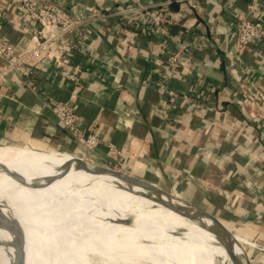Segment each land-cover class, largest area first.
<instances>
[{
  "label": "crops",
  "instance_id": "crops-1",
  "mask_svg": "<svg viewBox=\"0 0 264 264\" xmlns=\"http://www.w3.org/2000/svg\"><path fill=\"white\" fill-rule=\"evenodd\" d=\"M46 1L62 4L74 18L102 17L79 27L88 36L71 54L82 69L80 84L61 78L47 58L31 59L29 68L0 79V149L72 159L54 152L61 151L92 163L119 164L172 193V200L214 232L191 222L197 244L209 241L227 264H245L237 242L230 245L204 209L237 237L251 264H264L259 248L264 247V135L254 111L242 108L239 92L245 79L264 92V45H250L239 55L231 47L245 0H191L192 5L175 0L178 20L167 38L149 31L141 13L144 6L170 0ZM260 9L264 23V0ZM19 14L17 0H0V32L17 51L31 45L28 32L16 24ZM178 48L175 74L162 79L168 50ZM165 82L194 100L182 103L178 97L180 105L170 109ZM45 94L74 104L79 127L101 138L94 150L84 149L62 128L44 105ZM227 246L236 263L226 254Z\"/></svg>",
  "mask_w": 264,
  "mask_h": 264
},
{
  "label": "bare ground",
  "instance_id": "bare-ground-1",
  "mask_svg": "<svg viewBox=\"0 0 264 264\" xmlns=\"http://www.w3.org/2000/svg\"><path fill=\"white\" fill-rule=\"evenodd\" d=\"M191 222L214 234L162 193L0 149V264H91L90 253L102 264H227L214 244L196 243Z\"/></svg>",
  "mask_w": 264,
  "mask_h": 264
},
{
  "label": "built area",
  "instance_id": "built-area-1",
  "mask_svg": "<svg viewBox=\"0 0 264 264\" xmlns=\"http://www.w3.org/2000/svg\"><path fill=\"white\" fill-rule=\"evenodd\" d=\"M192 5L191 0H185ZM261 0H245V12L238 15L234 24L232 50L240 54L250 45H264V23L260 9ZM169 1L144 6L141 18L148 26V30L156 32L167 38L170 36V27L178 20L175 12L168 10ZM20 14L16 24L28 32L31 45L24 50L17 51L13 43L0 32V79L5 75L15 72L20 68H29L31 59L38 61L47 58L54 71L63 79L74 84H80L82 69L72 61L73 47L86 39L87 33L80 30L82 23L101 18L88 16L74 18L62 4L46 0H17ZM124 8L122 11H131ZM181 49L168 50L165 57V72L161 78L175 74L181 57ZM164 92L170 109L174 110L181 102H191L193 95L183 94L179 96L164 83ZM240 100L242 108L249 106L255 115L257 126L264 135V111L260 105H264V92L256 90L254 81L245 79L240 87ZM44 105L54 115L62 128L77 140L86 150H94L101 141L98 134L83 132L78 125V117L75 106L71 102H63L52 99L47 94L43 96ZM119 166V164H117ZM247 245H255L253 242L244 241ZM259 247V246H257ZM264 249V247H259Z\"/></svg>",
  "mask_w": 264,
  "mask_h": 264
},
{
  "label": "water",
  "instance_id": "water-1",
  "mask_svg": "<svg viewBox=\"0 0 264 264\" xmlns=\"http://www.w3.org/2000/svg\"><path fill=\"white\" fill-rule=\"evenodd\" d=\"M168 8L171 12H176L178 11L179 8V4L178 2H176L175 0H170L169 4H168ZM57 153H61V154H67L69 156L72 157V159L69 160V163L76 166V167H82L83 169L86 170H95L99 173H103V174H109L112 175L116 178L122 179L126 182L138 185L140 187L146 188V189H150L153 190L155 192H159L162 193L164 195L167 196H172L170 192L165 191L163 189H161L160 187H158L156 184L149 182L141 177L132 175L130 173H127L123 170L117 169V168H113L111 167L105 160H99L98 162L92 163V162H88L86 160H84L81 156L75 155V154H71V153H66V152H61V151H54ZM180 200H182V202L190 207H193L195 209L201 210L202 208L194 205L190 202H187L185 200H183L182 198L178 197ZM170 205V204H168ZM171 206V205H170ZM202 213L204 215H206V217H208L209 219H211L221 230V232L223 233V235L226 237V239L228 240V242L231 245L232 241H236L237 244L239 246H241L243 248V257L245 259V264H251L250 259L246 253V251L244 250V247L242 245V243H240L237 240V237L218 219L216 218L213 214L207 212L206 210L202 209L201 210ZM229 245V246H230ZM228 246V253L230 254L232 261L236 262V258L235 256L232 254L230 247ZM14 264H21L20 260L15 262Z\"/></svg>",
  "mask_w": 264,
  "mask_h": 264
},
{
  "label": "rangeland",
  "instance_id": "rangeland-1",
  "mask_svg": "<svg viewBox=\"0 0 264 264\" xmlns=\"http://www.w3.org/2000/svg\"><path fill=\"white\" fill-rule=\"evenodd\" d=\"M111 167H113V168H117V169H120V170H123V171H126L125 169H123V168H121L120 166H117V165H115V166H111ZM244 247V246H243ZM237 248L238 249H240V252H241V255L243 256V248H241V246H237ZM87 250V249H86ZM91 250V249H90ZM244 250L246 251V249L244 248ZM84 252H85V250H84ZM91 255V256H90ZM89 260H90V262H91V264L92 263H96V264H102V263H104L103 262V260L101 261L99 258H98V255L97 254H95V253H90L89 254Z\"/></svg>",
  "mask_w": 264,
  "mask_h": 264
}]
</instances>
